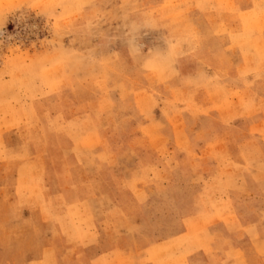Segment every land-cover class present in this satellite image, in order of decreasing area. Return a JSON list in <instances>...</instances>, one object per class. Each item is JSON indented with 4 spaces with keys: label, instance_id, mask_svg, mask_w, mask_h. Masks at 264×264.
<instances>
[{
    "label": "rangeland",
    "instance_id": "1",
    "mask_svg": "<svg viewBox=\"0 0 264 264\" xmlns=\"http://www.w3.org/2000/svg\"><path fill=\"white\" fill-rule=\"evenodd\" d=\"M209 1L232 7L231 0ZM243 1L254 10L203 18L195 0H0V263L36 254L51 243V235L59 236L52 224H39L38 205L18 197L22 171V188L34 186L29 173H36L35 185L56 193L55 209L82 238L97 237L103 251L132 254L187 233L186 240L171 242L158 254L170 259L187 253L189 264H229L213 246L214 237L230 234L238 225L225 205L239 216L264 202V179H256L264 173V140L239 148L210 106H200L206 91L210 103L226 113L230 104L243 108L242 98L236 97L235 105L213 83L210 90L193 91L182 86L176 72H143L122 41L104 47L86 39L81 29L100 26L116 34L121 12L147 15L166 29L144 35L146 52L164 47L161 38L168 30L198 44L205 24L221 29L223 43L226 32L236 28L240 33L233 36L234 47L242 48L252 63L251 51L263 57L264 0ZM202 6L211 9L213 4ZM93 46L99 49L96 64L80 69L75 57ZM69 47L72 51L66 52ZM218 55L223 77L230 76L228 61L243 58L238 50L223 53L222 46ZM225 85L241 87L237 81ZM257 85L264 87V81ZM183 103L190 106L186 117L177 111ZM231 119L225 117V122ZM211 131L226 143L222 150L207 146L205 133ZM13 146L20 149L7 151ZM32 157L43 160L40 171L29 166ZM237 159L245 165L236 164ZM41 171L47 176H39ZM46 216L51 217L49 211ZM91 257L79 254L82 262ZM105 259L117 263L118 253L99 263ZM169 262L184 264L185 259Z\"/></svg>",
    "mask_w": 264,
    "mask_h": 264
},
{
    "label": "crops",
    "instance_id": "2",
    "mask_svg": "<svg viewBox=\"0 0 264 264\" xmlns=\"http://www.w3.org/2000/svg\"><path fill=\"white\" fill-rule=\"evenodd\" d=\"M195 3L196 11L202 14L203 18H207L213 13L224 15L238 11L239 15H243L254 10L253 7L247 6V3L243 0H231L232 7H229V9L223 7V5L218 1L210 2L209 0H195ZM202 4L207 6L213 4V7L211 9H204ZM220 33L221 29L216 30L207 24L200 29L198 44H195V46L188 53H186L188 56L180 61L181 67L179 73H177V77L181 78L183 75L192 73L199 65H206L211 72L215 73V82L213 83L215 84L214 86L223 89L225 97L230 95L228 100L231 103H235V105L238 104L236 97L242 98L241 103L244 106L239 109L234 108L233 105L230 104L231 107L227 113L222 112L219 108L214 107L213 104L210 103L207 91L205 92V102L200 106L198 101L195 100L197 105H199L200 108L205 109H208L210 106L211 111L213 110L218 115L219 120L221 121L220 123L226 126L229 129L231 136L236 139L237 146L239 148L244 146H258L257 141L264 140V130H259L261 126L264 127V87L262 85H257L258 82L264 81V32L262 33L263 57L262 53L260 56L259 53L251 51L252 56H254L252 63L248 62L242 48L234 47L233 36L240 33L238 29L230 28V31L226 32L227 34L225 35V39L227 40V43L221 42L223 39L222 35L224 34ZM221 46L223 53H232L238 50L243 55L240 62L234 60V62L228 61L226 64V68L229 70L230 76L223 77L222 75H219V72H221L219 71V67L222 66L220 61L222 60H218L217 58L220 57L218 54L220 53ZM198 52L199 54L197 55ZM212 52L214 53L210 55ZM188 64L189 66H187ZM255 68H258V71L255 70ZM227 77L231 78L228 79ZM233 80L241 83V87L232 85L234 87L231 88L230 86L225 85V83H230L231 81L234 82ZM208 89L210 90L209 85ZM256 104L258 106V110L256 109V111H254ZM182 106L179 107L180 110L177 111H180V113L186 117L190 113V106L185 103H183ZM225 117H232V119L229 123H226ZM169 127L173 137L175 138L176 145L179 146L178 138L175 134L173 126L169 124ZM185 128L186 126L183 129V133L188 145L192 146L194 151V143L190 142L191 139L185 133ZM205 135H207L208 138H204V140H206L207 146H211L212 150H222L226 147V143L221 141L218 137L219 135L215 131L206 132ZM16 149H20V146L9 147L7 151ZM27 162H29V166H32V168L34 166H38V170L40 171V163H43V160L40 157H32V159ZM235 162L236 164L245 165L241 159H237ZM41 173L42 174H39V176L43 177V173L44 177L47 176L46 172L41 171ZM29 174L32 183L34 182V186L22 188V185L20 186L19 184L22 180H24V174H22V171H19L17 195L20 199L22 198V200L27 199L30 205L33 204L32 202L38 205V209L40 211L39 224L42 226H45V224H52L55 226L53 228H55V231L57 230V234H59V236H56V234L51 235V243L49 245L44 244L37 250L36 254L32 253L29 256L25 255L24 259L19 257V259L14 258L13 260L11 259V261L0 264H101L99 263L100 259L113 257L115 253H118L117 263L105 259L104 264H174L175 262L171 263L169 260L178 259L180 257L185 259L184 264L190 263V256L185 253V251L183 252L185 254H182L181 252L179 256L176 254L170 259H168L165 254H158V252L164 249L165 245L174 241L179 243L186 240L188 235L187 233L175 235V237L171 235V237L159 239L150 247H143L140 251L132 254H125L122 249L103 251L97 237L82 238L81 235L74 229V225L69 224L64 215L55 209L52 194L55 196L56 193H52L50 189L41 187V185H35L37 181L35 176L36 173L30 172ZM263 175L264 173L261 176ZM261 176L256 178L257 181H262L264 179ZM20 193L22 196H20ZM43 202L45 203L43 204L45 207L42 208L41 205ZM42 209H45L46 212L49 211L51 217H47L46 212H43ZM225 209L227 212L229 211L231 220L234 219L238 225L233 226L235 228L232 227L230 229V234H224L221 237L215 236L213 246L224 252L225 256L230 261L229 264H264V216L262 215V212H264V202L256 206L254 208L255 211L253 210L251 213L246 215L239 214L238 216L232 205H229V207L225 205ZM232 215H234L235 218H233ZM65 226L69 227L71 231L65 232ZM236 229L241 231L240 235L235 234L234 231ZM227 239L229 241H227ZM244 240L246 242V246L241 244ZM181 251L183 250L181 249ZM85 253H91V255L93 254V257L89 258V261H84V263L79 260V254L81 255ZM221 259L222 257H220V260Z\"/></svg>",
    "mask_w": 264,
    "mask_h": 264
},
{
    "label": "clouds",
    "instance_id": "3",
    "mask_svg": "<svg viewBox=\"0 0 264 264\" xmlns=\"http://www.w3.org/2000/svg\"><path fill=\"white\" fill-rule=\"evenodd\" d=\"M119 30L116 34L103 32L100 26L88 27L84 25L81 34L90 41H98L104 47H112L117 41H122L128 52V57L133 64H137L141 71L148 72L152 68L164 70L167 74L179 73L180 61L185 58L194 46L195 41L191 36L182 33H173L168 30L162 36L164 47L156 45L145 52L143 37L148 31L166 29L156 24L152 17L147 15H136L134 13L121 12ZM103 33V34H102ZM66 52L72 49L66 48ZM99 49L95 46L83 50L75 57L76 66L82 70H88L97 62ZM215 82V73L211 72L206 65L197 66L190 74L181 76L182 86L190 90H199Z\"/></svg>",
    "mask_w": 264,
    "mask_h": 264
}]
</instances>
